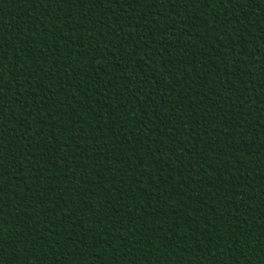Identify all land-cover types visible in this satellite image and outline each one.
Returning <instances> with one entry per match:
<instances>
[{
    "label": "trees",
    "instance_id": "16d2710c",
    "mask_svg": "<svg viewBox=\"0 0 264 264\" xmlns=\"http://www.w3.org/2000/svg\"><path fill=\"white\" fill-rule=\"evenodd\" d=\"M0 264H264V0H0Z\"/></svg>",
    "mask_w": 264,
    "mask_h": 264
}]
</instances>
